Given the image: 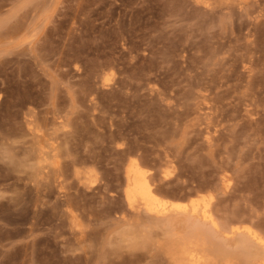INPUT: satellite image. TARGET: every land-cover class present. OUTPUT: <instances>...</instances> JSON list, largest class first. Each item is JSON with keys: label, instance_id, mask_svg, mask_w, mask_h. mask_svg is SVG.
Here are the masks:
<instances>
[{"label": "rangeland", "instance_id": "rangeland-1", "mask_svg": "<svg viewBox=\"0 0 264 264\" xmlns=\"http://www.w3.org/2000/svg\"><path fill=\"white\" fill-rule=\"evenodd\" d=\"M185 259L264 264V0H0V264Z\"/></svg>", "mask_w": 264, "mask_h": 264}, {"label": "bare ground", "instance_id": "bare-ground-1", "mask_svg": "<svg viewBox=\"0 0 264 264\" xmlns=\"http://www.w3.org/2000/svg\"><path fill=\"white\" fill-rule=\"evenodd\" d=\"M132 159H133V157H132ZM138 164H139V162H135V160L133 159V160H130L128 162V165L127 164L124 165V166L127 165L126 169H124V173H125V179L124 180H125V184H126L125 194H126V198L128 199V201L131 204H133L135 202V200L137 199L136 202L139 200L142 203V205H144V207L146 206L145 208H147L148 210L151 209V211H152V209H155L156 206H159V205L166 206V205H164L165 203L170 205V206H174V207H181V206L185 205L184 202H182L181 200H170V201L167 200L166 201L165 199L162 200L163 198L162 199L159 198L160 196L158 197V194H155L156 192L154 193L155 190H153L154 188L152 189V184L149 183V181L147 180L148 175L147 176L145 175L146 172L144 173V171L141 169L143 167L139 164L141 166V168H140V166ZM196 202L197 201H195L191 197V200H189L188 203H190V205L192 206L191 207L192 210L197 211ZM206 202L207 201L204 202L205 203L204 205H207ZM207 211L205 209H203V211H201L203 218L208 217L209 211L208 212ZM208 219H209V217H208ZM248 230H247V233L250 232ZM251 234H253V233L251 232ZM252 236L255 237L256 234H254ZM255 239H258V237H255ZM187 255L189 256V253ZM191 257H193V256L191 255L189 258H191ZM194 258H192V260L191 259L190 260L193 262ZM185 260H186V264H188L187 262L190 261V260L187 261V259H185ZM196 262H197V259H196ZM198 263L199 262H197V264ZM181 264H182V261H181ZM190 264H192V263H190ZM194 264H195V262H194Z\"/></svg>", "mask_w": 264, "mask_h": 264}]
</instances>
